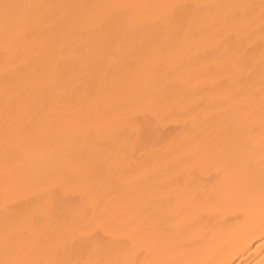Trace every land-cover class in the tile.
<instances>
[{
    "label": "bare ground",
    "instance_id": "1",
    "mask_svg": "<svg viewBox=\"0 0 264 264\" xmlns=\"http://www.w3.org/2000/svg\"><path fill=\"white\" fill-rule=\"evenodd\" d=\"M233 259L264 264V0H0V264Z\"/></svg>",
    "mask_w": 264,
    "mask_h": 264
},
{
    "label": "rangeland",
    "instance_id": "2",
    "mask_svg": "<svg viewBox=\"0 0 264 264\" xmlns=\"http://www.w3.org/2000/svg\"><path fill=\"white\" fill-rule=\"evenodd\" d=\"M212 174H213V175H212ZM217 174H218V173H216V175H215L213 172L210 173V175H211L215 180H219L220 177H218ZM214 175H215V176H214ZM219 175H220V174H219ZM199 176H200V175H199ZM212 177H211V178L209 177V178H210L209 181H210L211 179H213ZM200 179H202V178H200ZM202 180H203V179H202ZM212 181H213V180H211V184H213ZM207 182H208V181H207ZM191 187H192V189H193L195 186H194V187L191 186ZM204 188H205V187H204ZM210 196H211V197H214V196H212V194H211ZM211 199H213V198H211ZM214 200H215V197H214ZM209 201H211V200H210L209 197H208L207 202H206V203H207V206H206L205 204H201V205L197 208V210H198V212H199V217L202 218L206 213L211 212V211H212V212H211V213H212L211 215H214V213H213V212H215L214 207H213L214 204H213V202L211 203V202H209ZM208 202H209V203H208ZM212 204H213V205H212ZM208 208H209V209H208ZM217 209H218V208H217ZM215 214H216V213H215ZM205 216H206V215H205ZM215 226H216V225H215ZM215 226H214V227H215ZM209 229H211V228H209ZM214 229H215V228H214ZM252 250H254V248H253ZM252 250H251V251H252ZM237 258H238V256H237L235 259L237 260ZM235 259H233L232 263L238 261V260L236 261ZM238 259H239V258H238ZM234 260H235V261H234ZM232 263H231V264H232ZM234 264H237V263H234Z\"/></svg>",
    "mask_w": 264,
    "mask_h": 264
}]
</instances>
